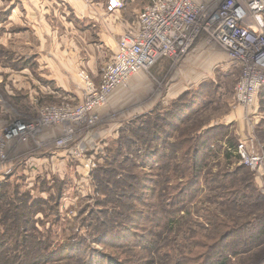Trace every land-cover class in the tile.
<instances>
[{
  "label": "rangeland",
  "instance_id": "1",
  "mask_svg": "<svg viewBox=\"0 0 264 264\" xmlns=\"http://www.w3.org/2000/svg\"><path fill=\"white\" fill-rule=\"evenodd\" d=\"M195 1L217 9L222 0ZM151 2L125 0V22L136 24L139 12ZM72 5L68 1L59 6L65 19L79 26ZM36 9L35 0H0V142L4 128L16 118L39 123L34 135L11 142L6 157H0V213L10 219L0 228L5 234L0 239V264H89L91 252L116 259L117 264H174L181 256L202 264L216 244L215 230H208L202 218L205 208L216 214V222H230L237 213L233 206L205 202L214 186L207 180L225 178L246 166L233 147L232 157H226L224 148L230 142L243 141L254 151H264V88L254 104L239 105L241 67L217 40L207 42L211 25L202 28L185 59L163 61L143 72L137 88L129 80L116 89L92 122L87 117L82 124L46 125L42 120L55 112L53 108L83 102L81 72L97 81L113 55L93 65L87 63L88 55L73 59L66 45L81 40L80 32L71 33L67 26L37 28ZM206 15L201 14L204 23ZM91 28L95 34L100 31L98 25ZM207 53L219 58L211 62ZM66 60L74 61L73 72L68 73ZM203 63L211 66L202 68ZM56 69L63 76L52 75ZM72 123L74 132L68 135L65 131ZM193 146L199 147L193 153L202 169L191 177L187 161ZM252 176L264 195V181ZM195 182L194 191L184 192ZM259 201V211L264 210L263 199ZM244 217L237 220L243 222ZM22 228L33 235L25 246L19 243L22 239H13ZM224 229V235L231 233ZM191 236L196 241H189ZM249 249L227 264H264V244ZM40 253L48 255L37 261Z\"/></svg>",
  "mask_w": 264,
  "mask_h": 264
},
{
  "label": "built area",
  "instance_id": "2",
  "mask_svg": "<svg viewBox=\"0 0 264 264\" xmlns=\"http://www.w3.org/2000/svg\"><path fill=\"white\" fill-rule=\"evenodd\" d=\"M124 7L125 0L107 2L110 12ZM205 12L208 15L204 23L201 14ZM211 25L213 33L207 42L221 43L242 70L236 101L241 106L254 104L264 88V0H222L217 9L195 0H152L139 12L135 28L119 39L117 50L105 63L99 80L92 79L86 71L81 72L85 82L83 102L75 107L53 108L55 112L46 114L42 122L82 124L87 117L92 122L93 114L107 103L116 89L138 72H149L163 60L174 63L185 59L202 28L208 29ZM74 123L66 128L68 135L74 132ZM38 127L39 123L24 118L11 121L3 131L0 157H6V148L11 142L27 141ZM236 150L240 161L263 182L264 151H254L243 141Z\"/></svg>",
  "mask_w": 264,
  "mask_h": 264
},
{
  "label": "trees",
  "instance_id": "3",
  "mask_svg": "<svg viewBox=\"0 0 264 264\" xmlns=\"http://www.w3.org/2000/svg\"><path fill=\"white\" fill-rule=\"evenodd\" d=\"M237 145L238 144L236 143L230 142V145L224 148L226 157H232L231 150L233 148H235L236 150ZM172 146H175V144H172ZM198 148V146L197 148L193 146L191 150L192 153L195 152V150ZM192 155V159H189L187 161V173L191 177L198 174V170L202 169L201 165H198V157L196 156V158H194L195 153H193ZM237 157L240 160L238 154ZM161 158L167 159V156L162 155ZM253 172L255 173V171L250 169L249 167L243 166L239 169V172L229 174L225 178L213 177L212 179L210 178L207 180L208 183L210 182V184H214V186L210 188V194L206 197L205 202L216 203L217 201L218 204H222L223 206H228L231 208L233 206V209H235L237 213L234 218L230 219V222L227 221L228 218L222 220V222H216V214H214L212 210L208 211V207L205 208L206 213L202 215V218L206 222V224H208V230H215L214 236L216 237V244L211 247L210 253L207 254L210 256L206 257L208 259H204L202 264H227V260L230 261L232 256H239L244 254L245 252L250 251L249 248L253 247L259 242H262L264 244V210L259 211V206H261V202L259 201V199L262 198L264 202V195H262L258 191L256 185L252 181V174H254ZM182 175H184V173H182ZM256 177L258 178L257 175ZM102 181L109 185L106 179H102ZM195 184L196 182L193 183L191 187L185 188L184 192L194 191L193 187L195 186ZM109 186L114 187L113 184H110ZM4 213H0V228L7 227L10 222L9 217ZM241 215L245 216L243 222L237 220L238 218L242 217ZM188 216H190V212H188ZM183 218L185 217L183 216ZM171 221H173V224L178 222L174 219H171ZM201 225L203 227L205 226L204 223H202ZM165 227L166 224L164 225V228ZM223 227H225L226 230L229 229L231 233L224 235L225 229L223 230ZM191 231L194 232L192 228ZM199 234L201 236L208 237L206 233L199 232ZM17 235L18 237H13V239L15 241H20L22 239L19 243L23 244L24 246L28 245L31 238L33 237L31 230H28L26 228H22L21 231H18ZM4 237L5 234L0 231V239H3ZM231 237H236V239L233 241H229V238ZM189 241H196L195 236H191ZM8 242L9 241L4 242L3 245H7ZM47 255L48 254L40 253L36 254L35 257L38 261L40 259H45ZM102 257H98L95 252H91L87 257L86 262L88 263L90 259L91 262H89V264H117L115 262L116 259L109 258V256L103 255ZM27 258L28 256H25L24 259ZM176 258L178 257L176 256ZM155 261L156 260H152L150 264H154ZM167 263V261L160 262V264ZM193 263L194 262L192 259L183 256L179 257V259L177 260H174V264Z\"/></svg>",
  "mask_w": 264,
  "mask_h": 264
},
{
  "label": "crops",
  "instance_id": "4",
  "mask_svg": "<svg viewBox=\"0 0 264 264\" xmlns=\"http://www.w3.org/2000/svg\"><path fill=\"white\" fill-rule=\"evenodd\" d=\"M68 1L70 4H73V12L75 13V17L73 19L74 22L79 26L73 25V20L70 21V19H65V11L64 9H60V3H62V5H66V2ZM93 2L94 1L90 0H35V5L37 8L35 13V21L37 22L36 27H43V29L47 27L52 29V26L62 28H64L63 26H67V31L72 28L71 33L80 32L78 35L81 40L72 39L69 43H67L66 46L67 48H70L71 52L69 53L72 54L73 59L76 54L82 55V57H86L87 55L90 56V58L87 59V63H89L90 65H93V63L95 64V62L97 61H107L108 55L112 54L114 56L117 50L118 41L122 37V34L127 30H133L135 27V22H133V24L129 21V19L126 21L128 24H125V19L121 14L122 9L110 12L107 10V5L105 6L104 4H95ZM59 16H61L60 19H58ZM96 25L100 27V31L97 34L94 33L96 32V30L92 32L93 29L91 28L92 26L95 27ZM87 33H89V36L87 35ZM94 38H96L95 41ZM81 43L83 44L81 45ZM74 49L77 52H75ZM66 51L68 53V49L63 51V53ZM52 55L56 57L57 61H59V55L56 56L53 53ZM207 55L209 56L211 62H216L219 58L217 53H211L210 55L207 53ZM83 61L84 63H86V60L82 58L81 62ZM40 62H43L42 59H40ZM51 62L53 63V61H50V63ZM78 62H80V59ZM64 63L68 64V73L73 72L74 61L66 60V62ZM193 63H196V61ZM205 66L206 65L203 63L202 68H205ZM208 66H211V63L208 64L206 67ZM143 72L146 71H140L130 79L131 81L133 80L132 86L139 87L144 76ZM60 73L63 76L64 73L61 72L59 69H56V72H53L52 75L60 77ZM112 95L110 96V98L112 97Z\"/></svg>",
  "mask_w": 264,
  "mask_h": 264
}]
</instances>
